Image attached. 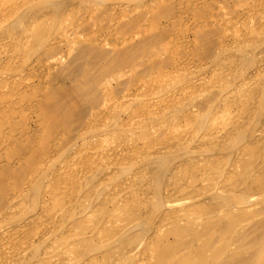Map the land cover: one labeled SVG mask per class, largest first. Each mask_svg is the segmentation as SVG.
Listing matches in <instances>:
<instances>
[{"label":"bare ground","instance_id":"bare-ground-1","mask_svg":"<svg viewBox=\"0 0 264 264\" xmlns=\"http://www.w3.org/2000/svg\"><path fill=\"white\" fill-rule=\"evenodd\" d=\"M72 1L19 0L17 4H11L9 6L11 8L6 7V12V8H3V10L5 9L3 12L0 11V28L4 27L2 29H5V34H8V37L5 36L7 39L3 37V41H0V91L5 89L6 92L4 93L16 92L20 97H25L29 94L28 92H36L34 87L41 86L42 81L34 84L28 82L26 77L20 74L18 69L22 70L23 67L15 68L13 66L14 56L12 57V55L18 51H24V46L31 50L41 46L45 52L49 53L51 48H55L66 41V36L74 34L72 32L66 34L64 31H60V35H54V33L50 35L44 32L49 23L54 26L61 22V3ZM199 1L190 0L188 2L195 5ZM201 1L207 2L208 0ZM235 2L240 6H237L234 16L230 20L239 23L254 20L255 24L253 28L238 30L230 36L220 34L217 40L206 41L202 44V51L199 57L197 56L201 60L200 64H194L197 69L202 67L201 70L204 68L207 70L210 66L215 69L216 66L220 65L228 72L229 69L232 70L233 74L229 79L222 75L223 71H220L221 74L215 75L213 83H210L215 89L214 92L217 97L215 98L219 99L220 102L212 103L203 113L186 115L187 119L196 127L193 133L195 137L196 135L199 136L197 139L193 138L194 136L172 135L166 142H161V144L159 142L158 146L149 147L148 151L145 149L144 151L138 150V145L135 144V155L139 158L135 157L140 159V162L139 160L138 162L136 160L129 161L130 159H126L127 156H121L116 163L118 166L120 165L119 172L122 174L129 172L130 168L134 169L130 171L127 180L122 181L123 183L119 185H112L113 183L110 185L106 179L94 183L91 180L88 184L89 180L93 179L91 172V175L87 177L84 174L80 175L81 177H75L73 180L74 190L78 189L70 195L72 198L69 199V203L70 200L77 201L80 197L82 198L80 204L73 201L74 204L71 206L65 205V201L62 200L64 191L59 188L56 191L52 188L54 182L52 185L49 183L50 169L53 168L51 167L54 157L52 150L34 148L32 152L37 150L39 153L31 162L32 170L30 166L28 167L29 171L22 163L19 166L16 164L14 166L10 163L11 160L3 164L0 163V197L1 201L5 199V204L0 207L1 217L11 214L17 203L22 205L25 199H29L28 201H31L33 206H39L41 214L47 215L58 210L63 211L59 225L62 226L61 229H67L65 234L59 237L56 235L51 239L52 241L48 240V234L52 232L42 233L44 241L48 242L46 244L48 252L42 257L37 252L39 251L37 248L43 242L42 239L40 244L29 246L28 248L31 247L30 255L18 257L17 264H27L33 260V257L39 264H82V262L78 263L77 261L80 260L79 257L82 259L85 254L89 255H85V257H90L87 264H264V217L256 219L254 222L249 221L254 214L264 213V0H235ZM115 3H109L110 6L107 9L112 11L123 5L122 2L118 5L119 1ZM215 3L217 13L213 17L225 18L224 6L218 1ZM125 14L126 12L119 16L125 17ZM115 23L113 25H116ZM229 23L228 27L231 26ZM204 24L209 26L211 20L206 19ZM20 25H23V29L20 27L22 30L17 32L16 28ZM113 25L112 27H114ZM147 29L145 26L143 27V31ZM117 34L119 33L117 32ZM137 36L139 33H136L134 37L122 34L120 37L112 39L115 46H120L113 50L114 55L112 56L107 54L104 56L105 53L99 54L96 50L94 54L93 44L101 43L97 38L98 36L87 39L86 45L80 51V56L83 58L90 57L86 58L89 61L96 57H102L104 61L97 62L98 64L94 62L95 65H91L97 67L99 74L92 75L89 73L90 70L86 68L90 67L89 65L84 66L83 69L77 65L81 68L79 73L84 78H76L75 82L66 88L56 86L48 88L43 94L36 96L42 113L40 118L36 120L38 128L34 134L44 133V138L47 139L58 128L68 129L71 118L74 115L79 116L83 111L79 108L81 103L85 107H89L91 111L83 124L76 130L75 139L80 140V137L82 138L88 133L92 135L91 132L94 131L91 130V127L98 122H104L105 116L110 120L108 126H104L106 127L105 130L109 134L112 133L123 139L128 131H135L143 135L151 132L150 129L160 131L165 129V134L170 132L175 126L176 116L181 114L178 113L179 110L181 112V106L186 103L185 101H189V99L186 100V96L181 106L178 103L181 109L173 105V99H171V102L162 104L164 105L162 108L132 111L126 119L127 124L119 123L120 115L125 107L123 110L118 109L116 103H118L117 101L128 102L138 99L140 95L132 89H127V92L118 94L119 96L111 103L107 102V97H104L101 103L102 109L98 113L93 111V107L97 103L96 89L99 88V90L104 91L112 79L107 77L118 78L139 64L141 45L131 46L128 44ZM154 38L155 34L152 33L150 39ZM137 42L139 43V41ZM3 61L10 62L12 66L9 68L3 66L2 68ZM43 62L38 67L43 65ZM90 62L92 63V61ZM188 64L181 68L182 73L188 71ZM45 67L46 65L37 71L38 75ZM48 68L46 67V69ZM197 71L193 72L197 73ZM114 73L116 74L113 76ZM192 76L187 78H193ZM194 76L198 75L194 73ZM137 79L135 78V80ZM182 80L189 81L185 77ZM206 80L205 77L191 80L190 87L191 85L198 87L203 85L204 88V84L208 82L209 78ZM179 81L178 83H180ZM183 85L185 86L186 83ZM211 86L208 91L212 89ZM139 88L140 84L138 83L134 90ZM177 94L181 95V93ZM12 95L9 94L8 97ZM192 96L195 98L194 95ZM41 97L43 98L41 99ZM172 98L176 99L175 96ZM3 99L6 98L3 97ZM10 100L16 102L13 99ZM204 101L207 102V100ZM217 103L223 104V108L220 110L224 112L235 106V111L240 113L228 121L224 120L220 129H212L207 122L211 115L218 112L216 111ZM12 104L10 105L13 106L16 103ZM215 105L217 106L214 107ZM14 107L16 108L15 105ZM184 109L185 106H183ZM6 111L5 113L8 112ZM2 115L3 111L0 112V118ZM100 115L104 116L103 119ZM5 119L1 120L4 122ZM129 120L132 122V127H130ZM6 126L8 125L6 124ZM1 128L3 127L1 126ZM95 133L99 134L98 131ZM94 136L93 133L92 137ZM33 137L36 138L35 135ZM18 138L20 137H16L12 132H7L4 142L1 144V146L5 145L4 151L7 150L6 148H10L8 146L12 145ZM1 146L0 148L3 150ZM4 151L3 153H5ZM3 153L2 156L5 155ZM112 156L114 157V155ZM6 157H2L3 160ZM62 164V168H68L66 163L63 166ZM102 168L105 169L104 166ZM52 172L51 175H53ZM60 177L58 176L59 179ZM58 178L55 179L56 183ZM84 178H87L86 182L82 181ZM170 179L175 182L171 188L168 187ZM85 184L87 185L85 186ZM9 185L15 187V192L13 191L14 188H10ZM57 192H61L60 198L56 197ZM54 218L57 219L58 217ZM57 230L59 229H56L55 232ZM55 232L53 231L54 234ZM105 237L111 241L110 247L104 248L103 243L108 240V238L104 240ZM56 244H61L60 246H65V248H56L58 247ZM68 252H73L72 256H67ZM81 254L84 255L80 256ZM52 257H56L57 260L54 261ZM5 259V262L8 261L7 258Z\"/></svg>","mask_w":264,"mask_h":264},{"label":"rangeland","instance_id":"rangeland-1","mask_svg":"<svg viewBox=\"0 0 264 264\" xmlns=\"http://www.w3.org/2000/svg\"><path fill=\"white\" fill-rule=\"evenodd\" d=\"M109 1L110 0L108 1H105V0H100V1L99 0L97 1L96 0H73L72 1L73 3L72 2L61 3L60 5V9L62 11L61 22H59L57 25L55 24L54 26L51 25L52 23H49L48 25H46L44 32L50 35H52L53 33L54 35H60L59 34L60 31L62 32L64 31V33L66 34H69L70 32L74 34H69L68 36H66V41H63L60 45L56 46L55 48H51L49 53L45 52L41 46L38 47L39 49L37 48L34 50H31L28 47L24 46L23 47L24 51L22 52L18 51L12 55V57L14 56L13 62H12L13 66L15 68H19L21 66L23 67L22 70L18 69L20 74L25 76L28 82H32L34 84H37L38 81H42L43 83H41V86L34 87L36 92H31V93L28 92L29 94L25 97H20V95L16 94V92L4 93L6 92L4 91L5 89H2L0 91L1 93L4 94L2 96V94L0 93L1 94L0 95V105H1L0 112L3 111V115L5 114L4 116L3 115L1 116L2 118H0V124H1L0 127L2 126L4 128V129L3 128L0 129V146L4 142V138L7 132H12L13 135H15L16 137H20L12 145L8 146L10 148H6L7 149L6 151H4L5 145L1 146L3 147V150H1L0 148V152L2 151L1 152L2 154L4 151L5 153H3V155L4 154L5 155L2 156L0 154V163L3 164L8 161L10 162L11 160L10 163H12L14 166L15 164L16 166L17 165L19 166L22 163L23 166H26V170H27L29 166H30V169L33 168V166H31V162L39 153V151L37 150H34V153H33L32 151L34 148L36 149L37 147L38 148L40 147V149L46 148L47 150H52V152H54L53 153L54 157L52 158L51 167L53 168H51L50 170L51 172L53 171L52 173L54 176L51 175V172H50L49 177H48L49 183L50 185H52V183L54 182L52 188H54L56 191L58 190V188L64 191V196L62 200L65 201L64 204L67 206L68 205L71 206V204H74L73 201H75V200H72V201L70 200V203H69V199L72 198V196L70 195L74 193L75 191H77L78 189L77 188L76 190H74L75 187L73 184L74 183L73 180L75 179V177L76 178L81 177L82 174L86 175L87 177L88 175L93 174L92 176L93 179H90L88 184L90 183L91 180H93L92 182L94 183V182H97L100 180L103 181L106 179V182L108 183L110 182L109 183L110 185L112 183H113L112 185H119L123 183L122 181L127 180V177L130 176V173H131L130 171L134 169L130 168L129 172L127 173L125 172L122 174L121 172H119L120 165L118 166V164L116 163H118L117 160L120 159L121 156L122 157L127 156L128 158L126 159L127 160L130 159L129 161L136 160L138 162L139 160L140 162V159H138L139 157L135 155V151H134L136 150L135 148L136 146H134L135 144L138 145V148H137L138 150L144 151L145 149V151L146 150L148 151L149 147L158 146L159 142L160 144L161 142H166L172 137V135L173 136L175 135L176 136H189V137L194 136L193 138L197 139L199 136L196 135L195 137V134L193 133L195 132L196 127L195 125H192V122L189 119H187L186 115H190L191 113H199V114L203 113L206 111V108L212 105V103L214 104V102L215 103L220 102L219 99H216L217 97L215 96V92H214L215 89L212 88L211 86V84L213 83V79L214 77L219 76V73L221 74L222 71H223L222 75L225 77L227 76V78L229 79L231 78V74H233L232 70L229 69V72H228L227 69L221 68L220 65L216 66L215 69L214 67H211V66L207 70L204 68L205 69V70L203 69L204 71L201 70L202 67L201 68L198 67L200 71H197L198 69L195 65L200 64L201 60L198 57H199L200 52L202 51L201 50L202 44H204L206 41L217 40L220 34L230 36L231 34L235 33L238 30L253 28L255 24L254 20H249V22L243 21L240 23L230 20V18L234 16L237 6H240V5H237L235 0L234 1L233 0H208L207 2H202L200 0L198 4L196 3L197 5L196 4L192 5L191 2L189 3L188 1L190 0H116V1L112 0V2H109ZM114 1L116 3H118L119 1L118 5H120V2H122L121 4L123 5H120L122 9L120 7H116L112 11L107 9L111 3H115ZM215 1H218L219 3L222 4V6H224L223 7V11L225 13L224 15L225 18H223L224 20L220 16L213 17L217 13ZM240 1H243V0H240ZM18 2L19 0H0V11L3 12L5 10V9L3 10V8L7 7L9 9L11 8L9 7L11 6V4L15 5ZM7 8L5 12L7 11ZM106 9L108 10V12L110 11V13L111 12L113 13L110 14L106 12L107 11ZM92 10L94 11L92 12ZM230 10H232L233 12ZM227 11L228 13H226ZM125 12H126L125 17L119 16ZM206 19L211 20V24L209 26H206L204 24V21ZM225 20L230 22L229 25L231 26L228 27V22H223ZM114 22H116L115 23L116 25H113ZM106 24L107 25L110 24V25L107 26ZM112 25L115 28L112 27ZM144 26L148 28L145 31H143ZM20 27L23 29V25L22 26L20 25L16 28V31L18 30L17 32L20 31L21 29ZM2 28L4 27L0 28L1 29L0 30V38H1L0 41H3V37L4 39L6 38L5 36L8 37V34H5L4 32L5 29H2ZM117 32L121 34L119 35L117 34ZM129 33L131 36L129 35ZM136 33H139V36L129 41L128 44H130L131 46H135L138 44L139 46L141 45L140 46L141 51L139 50V58H138L139 64L134 69L127 72L125 75H121L118 78L117 77L116 78L107 77V78H110V79L112 78V79L107 84V87L104 88V91L99 90V88L96 89L97 103L95 104L96 106L93 107V111L98 113L99 110L102 109L101 103L104 97H107L108 98L107 102L111 103L120 94L127 92V89L128 90L132 89L134 92L140 95L138 99H133L128 102L127 101L126 102L117 101L118 103H116L118 104L117 105L118 109L120 108L121 110H123V108L125 107L123 110V113H121L122 116L120 115L121 120L119 119V123L127 124L128 121L126 119L129 113H131L132 111L136 112L139 109L150 110V109H156L158 107L162 108L167 102H171V99H173V105H175L176 107H180L184 103L185 96H186V100L189 99L188 102L190 103L185 101L188 104L186 103L183 104V106H185L184 110H183V106H181L182 109L180 107L181 112L179 110L178 113H181V114L176 116V119L174 122L176 127L174 126L173 129H171V131L168 132L167 134H165V129L161 130L163 132H161L158 129H154V130L150 129L151 132H148L147 134H144V135L139 134L135 131H128L127 135L124 136L125 138L123 139L122 137H116L112 133L109 134L105 130L110 120H108L106 116L104 117L103 115H100L101 119H103L104 117V122L103 121L101 123L98 122L97 124L99 125L94 124V126L91 127V130L94 131V132H91L92 135L94 133L95 135L94 137H92V135L88 133L90 136L86 134V136L82 137L83 139L81 137H80V140L75 139L76 130L81 126V124H83V122L86 120L88 116V113L91 111L89 107H85L84 104L81 103L79 108L83 111L81 112L79 116L74 115L73 118H71V120L68 123V129L58 128L54 130V132L47 139L44 138L45 136L44 133L34 134V132L36 131V128H38L36 120L37 118H40V114L42 113V110L40 109L38 105V101H36V96L43 94L45 90L48 88H53L55 86L66 88V87L71 86V84L75 82L76 78H79V79L84 78V76H81V73H79V71H81L80 69L81 68L83 69L84 66H88V65L90 66L86 68L90 70L89 73H91L92 75L99 74V70L96 69L97 67L91 66V65H95V63L98 64L104 61L102 57L101 58L96 57L95 59H90V61H92L91 63L88 59H86L90 57L83 58L82 56H80V51L83 48V46L86 45L87 39H90V37L94 38L95 36H98L97 38H99L101 43L93 44L94 47H92V49L94 50L93 51L94 54L96 50V52L99 54L105 53L104 56H106V54L112 56L114 55L113 50H116L120 47V46H115L114 41L112 39L118 36L120 37L122 34H125L126 36H129V37H132V36L134 37ZM150 33L155 34L154 39H150V35H151ZM101 36H102V39H101ZM180 38L182 39V41ZM137 41H139V43ZM98 59L99 61H97ZM42 60L45 62V64ZM25 62H27L28 64L27 63L25 64ZM42 62H43V65H40L39 67L41 68L39 69L38 65L41 64ZM12 64L10 62L3 61L2 68L3 66L4 68H9L10 66H12ZM186 64H188L189 66L188 71L187 72L184 71V73H182L180 70H182L181 68L185 67ZM44 65H46V67H49V68L46 69L45 67L43 69L44 71L42 70L43 72L41 71L38 75L37 71L41 70L44 67ZM77 65L78 66L80 65L81 68H79L80 66L77 67ZM94 69H95V72L93 73ZM175 69H178V70L175 71ZM193 71H197V73ZM194 73L198 76H194ZM115 74L116 73H114L113 76ZM36 75L38 76L36 77ZM188 76L193 77V78L189 77L191 80H196L197 78H200V77H205L207 80L209 78L207 83L209 84L211 83V84L207 85V83H205L204 88H203V85L199 87L196 85L195 86L191 85L190 87L191 80L187 78ZM184 77L189 81L185 82L184 80H182ZM135 78H138V79L135 80ZM174 79L176 80V83ZM178 81L180 83H178ZM138 83L140 84V88L135 91L134 89ZM174 83L176 84V86ZM183 83L184 84L186 83V85L184 86ZM182 85L184 86L183 87L184 89L182 88ZM210 86L212 89L208 91ZM200 92L201 94L199 95ZM177 93H181V95ZM9 94L11 95L13 94V95L11 97H8ZM191 94L194 95L195 98H193ZM173 96H175L176 99L172 98ZM209 96L211 97L208 98ZM3 97H5L6 99H3ZM42 98L43 97H41V99ZM10 99H13L16 102H13ZM204 100H207V102ZM12 103L13 104L16 103L14 104L16 108L14 107ZM178 103L180 106L178 105ZM10 104H12L13 106H11ZM217 105L218 107H216ZM217 105H215L214 107L217 108L216 111L218 112L213 114L215 116L211 115L210 116L211 118L209 117L208 122H207L208 126L212 127V129H218V128L220 129L221 126L223 125L224 120L228 121L231 118H233V116L236 117V115L240 113L239 111L237 112L235 111L234 109L236 108L235 106L234 108H230L231 110L229 109L228 111L224 112L223 110H220L223 108V104L221 105V103H217ZM5 111L7 113H5ZM5 116L6 117L8 116V117L6 118ZM1 119L2 120L5 119L6 121L4 120L3 122ZM129 121H130L129 124L131 125L132 122L131 120ZM210 121H211V124H209ZM5 123L8 126H6ZM130 127H132V125ZM178 127L180 128L178 129ZM100 128H101V131H99ZM96 130L99 132V134L95 133L97 132ZM187 132H189V134H187ZM31 134L35 135L36 138H34L33 135L31 136ZM133 147L134 149H132ZM65 148L66 149L69 148V149L66 151ZM7 155L8 157H6ZM112 155H114V157ZM1 156L4 158L6 157L5 159L6 161L3 160L4 158H2ZM135 156L138 158H136ZM65 163L67 164L68 168L64 169L61 167V164L63 166V165H66ZM24 164H27V165H24ZM103 166L105 169L102 168ZM30 169H28V171ZM61 170H63L62 174H60ZM99 170L100 172H98ZM94 172H97V173H94ZM58 176L59 177L61 176L60 179L58 178ZM54 177L59 179L57 180L58 181L57 183L55 180L56 178ZM82 181L86 182L87 178H84V180ZM15 182H17V180H15ZM174 183H175L174 180L170 179V184L168 187L171 188V186ZM86 185L87 184H85V186ZM9 187L14 188L13 191L15 192L16 189L13 185H9ZM9 190L10 189L8 188V191ZM13 191L11 189V192ZM60 194L61 192H57L56 197L58 196V198H60L59 196ZM81 198L82 197H80L77 201H75V203L80 204ZM4 200L5 199L1 201V197H0V207H2L5 204ZM28 200L29 199H25V201L22 203L23 206L17 203L14 209L12 210V213L9 214L8 216L6 217L0 216V237H1L0 238V264H15V262L17 264L18 257L24 256V255L25 256L30 255L31 247L28 248L29 246L40 244L39 243L41 242L40 240L43 239L42 241L44 243L41 242L40 244L41 246L39 245L40 247L38 246L39 248H37V250L39 249V251H37L38 254L42 257L45 253L48 252L47 245H46L48 242L44 241V237L42 236L43 235L42 233L45 234V233L52 232L48 234V240L50 241L53 237H56V235L57 237L62 236L63 234L66 233L65 230L67 231V229L65 228L64 230L63 228L61 229L60 227L62 226L59 225V219L63 215V211L61 210L55 211L56 214L55 212L52 213L54 215L41 214L39 206L38 205L33 206V203ZM29 209L30 211H28ZM54 217L56 218L58 217V218L55 219ZM261 217H264V213H257V214H254L253 217L249 219V221L254 222L256 219H259ZM56 229H59V230L55 232ZM53 231L55 232V234L53 233ZM107 238L108 237H105L104 240H107ZM110 242L111 241L109 240V238L107 241H104L103 243L104 248L110 247L111 245ZM60 245L61 244H58L57 245L58 247L56 248H60V249L65 248V246H60ZM72 254L73 252H70V253L68 252L67 256H72ZM84 254H81L80 256H83ZM85 255L89 256L88 254H85ZM85 255L82 258L83 260L81 259V257H79L81 261L78 259L79 261L77 262L78 263L82 262V264H87L89 262L88 260H90L89 259L90 257H85ZM10 257L13 258L14 261ZM5 258L8 259V261H6L8 263L5 262L6 260ZM52 259L54 261L57 260L56 257L55 258L52 257ZM31 261L28 262L27 264H36V263L39 264V262H37L34 259V257H33V260Z\"/></svg>","mask_w":264,"mask_h":264}]
</instances>
